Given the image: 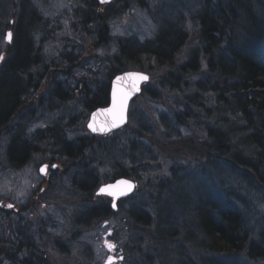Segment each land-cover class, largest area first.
<instances>
[{"label": "rangeland", "instance_id": "rangeland-1", "mask_svg": "<svg viewBox=\"0 0 264 264\" xmlns=\"http://www.w3.org/2000/svg\"><path fill=\"white\" fill-rule=\"evenodd\" d=\"M16 2L19 4L16 6L18 10L20 1ZM139 2L144 3L142 5ZM192 3L201 5L202 1L139 0L130 3L128 7H122L110 15V38L95 46L97 41H101V37L98 34L88 37L86 33L89 28H98V20H93L92 2L27 0L22 21L26 28L34 32L35 44V61L31 65L35 66V74L30 83H37L40 77L41 80H47L48 73L44 72L50 67L63 68L53 75L54 82H49L48 89L27 87L31 95H37L36 100L26 106L30 108L25 111L29 112V115L19 120L9 135L0 137V240L14 237L18 230L23 234L22 238L34 244L43 245L47 240L51 246L47 254L52 264H107L109 256L116 258L114 264H145L140 257L149 258L152 253L155 257L149 259L150 263L153 260V264H168L170 261L164 258L160 249L161 246H169V242H176L178 254L186 264H199V257L204 253L218 257L214 259L208 256L211 264L212 259L216 263L218 260H225L240 261L243 264H264V257L252 260L248 250L226 259L224 255L207 253L184 240V234L193 230L189 217L191 210L185 203L182 205L184 214L181 216L177 210H181L180 204L176 199L183 195L184 200H188L186 190L193 198L199 196V184L218 189L221 191V197L225 195L226 189L247 193V222L250 232L255 234L254 237L264 229V200L254 190L248 191V185L236 176H239L238 172L232 171L234 174H229V164L226 162L211 164L210 161L214 157L208 159L198 155L193 149L183 150L180 140L173 144L166 140L162 147L165 129L169 130V134L190 136L191 139L201 134L202 130L177 121L173 112L181 111L183 96L168 91L165 82L161 81L160 71L151 74L145 92L132 101L129 121L123 128L104 136L93 135L87 127L93 110L89 109V102L94 96H103L105 85L112 79L110 70L120 48L125 46L127 49L138 50L154 46L152 40L160 30V19L165 16L179 14L180 20L188 22L189 28L194 27L192 16L197 8L196 5L192 6ZM102 8L106 9L107 6ZM83 18H86L87 22L83 23ZM12 21H8L11 22L10 29L13 26ZM7 30L8 28L2 42L0 41L3 58L7 55L6 49L13 42L8 43L6 40ZM13 38L14 34L12 40ZM189 42L195 45L196 41L190 39ZM146 59L148 58L143 56L138 58V62L145 65V68L149 65ZM65 68L69 70L66 71ZM43 83L41 81L39 85ZM56 88L65 94L64 99L54 96L52 92H55ZM40 95L42 100H39ZM102 106L104 105L97 107ZM142 131L144 136L140 137ZM55 133L60 139L70 141L75 148L74 152L79 153L80 158L75 156L66 160L70 165L61 162V165L55 164V169L50 166V169L46 170L47 174L39 171L46 158H49L43 152L35 154L34 158L31 157L28 162L20 165L11 162L9 164L4 159L13 139L17 141L16 144L29 142L36 146H47ZM44 135L47 140L41 142ZM84 141L89 143L83 145ZM79 145L82 146L81 151L77 149ZM179 148L180 154L175 150ZM109 149L110 156L107 154ZM133 163L137 167L136 170L132 167ZM119 164L127 167L131 175L128 177L136 180L138 184L137 190L123 203H118L117 209L107 218L94 220L85 227L83 223L78 227L76 219L83 217L86 210L94 204L99 206L108 202L111 207V200L107 196H98L96 191L101 184L113 180L115 173H118L115 167ZM205 168L208 171H205ZM85 174L91 177L90 181ZM171 174L180 179L173 178L166 184L172 177ZM214 179H219L220 184L215 183ZM78 185L84 188L91 185L88 190L93 192L94 200L88 201V205L79 199L81 193L74 195ZM172 190L177 194L172 195L174 200L167 194ZM46 193L49 194L48 198H40ZM34 198L37 201L36 207ZM162 200L166 203L160 204ZM9 204L13 207H7ZM159 206L166 208L160 211ZM132 209L150 213L157 221L156 227L169 226L172 231L178 230L177 240L162 237L155 229L141 231L139 224L144 226L142 223H128ZM22 210L24 213L21 215ZM170 213L180 215L176 224L166 223ZM104 222L107 223L104 225ZM139 230L143 235L135 238L134 233ZM38 231L41 233L40 238L36 234ZM41 236L46 240L41 239ZM105 241L115 244V249L107 248ZM2 264L12 263L5 261Z\"/></svg>", "mask_w": 264, "mask_h": 264}, {"label": "trees", "instance_id": "trees-1", "mask_svg": "<svg viewBox=\"0 0 264 264\" xmlns=\"http://www.w3.org/2000/svg\"><path fill=\"white\" fill-rule=\"evenodd\" d=\"M16 1L0 0V41L2 42L6 29H10L9 19L13 20L11 29L14 34L13 42L5 52L7 55H4L0 63V137L9 135L15 124L29 115V112L25 111L30 108L26 106L32 100H36L37 95H31L27 87H37V90L38 87L48 89L49 82L53 81V75L63 68L47 66L50 68L44 73H48V79L41 80L42 77H40L37 83H30L35 74V66H31L35 61L33 58L34 32L26 28L22 21L27 0H19L18 10L16 6L19 4ZM87 1L92 2L93 20H98V28L95 30L89 28L86 33L88 37L94 34L101 37V41L96 43L94 39L96 46L110 38V15L139 0H133V2L114 0L113 3L104 5L107 6L106 9L102 8L104 6H101L98 0ZM201 1V5L191 4L196 5L197 8L192 16L194 27L190 26V29L187 26L188 22L180 20L179 14L163 17L160 19V30L152 40L154 46H146L138 50L127 49L123 46L115 58L110 75L112 78L118 72L129 68L146 70L150 74L160 71L161 81L165 82L168 91L171 90L183 96L181 111L173 112L177 121L196 126L202 130L201 134H203L191 139L190 136L169 134V130L164 128L165 139L161 142L162 147L166 140L171 144L180 140L181 149H193L198 155H203L208 159L214 157L210 161L211 164L226 162L229 164L230 171L228 172L226 165L227 172L229 174H234L232 171L238 172L239 176L235 175L242 183L248 185V191L254 190L264 200V0ZM139 3L143 5L144 2ZM36 19L39 18H34ZM82 20L83 23L87 22L86 18ZM190 39L196 41L195 45H191ZM3 54L0 47V55L3 56ZM140 56L148 58L146 59V63L149 64L147 68L138 62ZM41 81L44 83L39 85ZM110 83L111 79L105 85L101 98L98 96L91 98L89 109L106 105L109 102ZM148 86L149 84L142 93ZM52 93L55 97L65 98V94L58 88ZM150 94L154 95L153 92ZM40 97L41 95L39 100H42ZM161 125L164 126V124ZM142 136H144L143 131L140 137ZM51 138L47 146H36L29 142L16 144L17 141L13 139L8 155L4 156V159L9 164L11 162L14 165H20L28 162L31 157L34 158L35 154L43 152L49 157L46 158L45 163L61 165L62 162L70 165L66 160H71L75 156L80 158L79 153L74 152L75 148L70 141L60 139L56 133ZM41 139V142H45L47 136L44 135ZM87 143L89 142L84 141L83 145ZM81 148L82 146L79 145L78 151H81ZM175 150L180 154V148ZM175 150L174 153H176ZM108 153L110 156L111 149L107 151ZM132 167L134 170L137 168L135 164ZM115 168L118 173H115L114 178L131 176L126 166L119 164ZM205 171L208 169L205 168ZM84 176L89 181L91 180L88 174ZM171 176L166 184L173 178L180 179L174 174ZM214 180L215 183L220 184L221 182L219 179ZM89 187L84 188L78 185L75 188L74 195L81 193L79 199L86 205L89 204L88 201L94 200L93 192L88 190ZM197 187L198 197L193 198L191 193L188 195L185 189V194L189 196L188 200H184L183 195L176 199L180 204L181 210H177L181 216L184 214L182 205L185 203L191 210L189 217L193 230L184 234V240L207 253L224 255L226 259L244 250H248V255L252 260L262 259L264 257V229L259 232L258 237H254L255 234L250 232L245 204L248 194L236 190L231 192L226 189L225 195L221 197V191L214 187L203 184ZM172 191L167 194H170L174 200L177 194ZM48 197L47 193L40 196V198ZM126 199L121 202L123 203ZM33 200L34 207H36L37 201L35 198ZM164 202L159 201L160 204H165ZM94 205L86 210L83 217L76 219L75 223L79 224L78 227H81L83 223L85 227L94 220H103L113 212L108 202H103L99 206ZM159 207L160 211L166 208L165 206ZM20 213L22 215L24 210ZM179 217L180 215L176 213H170L166 223L176 224ZM129 222L135 225L142 223L144 226L139 224L141 231L155 229L160 236L170 237L169 240L175 241L179 236V231H172L169 226L156 227L155 217H151L150 213L142 212L141 209H132ZM140 230L134 233L135 238L143 235ZM36 234L40 238V231ZM21 235L23 234L18 230L14 237L0 240V264L5 261L12 264H52L47 254L51 246L44 236H41V239L46 240L43 245L40 243L37 245L22 238ZM169 244L165 248L161 246L160 249L164 258L170 261L168 264H186L178 254L176 242H169ZM153 254H150L149 258L146 256L140 258L145 264H153V260L152 263L149 262V259L155 257ZM208 256L210 255L205 253L201 255L198 263L211 264L208 259L218 258ZM217 262L212 259V264H243L240 261L218 260Z\"/></svg>", "mask_w": 264, "mask_h": 264}, {"label": "snow or ice", "instance_id": "snow-or-ice-1", "mask_svg": "<svg viewBox=\"0 0 264 264\" xmlns=\"http://www.w3.org/2000/svg\"><path fill=\"white\" fill-rule=\"evenodd\" d=\"M106 2V0H101V3ZM12 38V33L9 32L7 33V39L9 41H11ZM3 59V56L0 55V60ZM126 77H130L132 78V87L127 90V91H118L117 89L114 88L113 90V105L112 108L106 110L108 112H110L113 115V123L111 125V127H115L117 126L118 123H122L124 120V112L125 109L127 107V102L129 97L131 96L132 92H136L139 91V82L140 81H146L148 80V77L140 74V73H127L125 74ZM125 79V77H117V80H123ZM94 119H95V114H94ZM89 127L95 132V131H107L110 130L108 128H104V127H100L97 128L94 123H90ZM51 167L55 168L57 167V165H51ZM48 168V165H44L42 166L39 171L41 173H46V170ZM120 185H124L125 187L123 189H120L119 186ZM135 187V185H133L130 181H118L116 185H106L104 187H101L99 189L100 193H107V195L112 196V197H117V196H121V195H125L127 192L132 191V189ZM41 191H44L43 189H41ZM112 206L115 208L116 204L115 201H113ZM7 207L11 208L13 207V205L9 204L7 205ZM105 245L107 248H109L110 250H114L115 249V244L109 242V241H105ZM115 257L109 256L108 260H107V264H114L115 261ZM122 259V257L120 258Z\"/></svg>", "mask_w": 264, "mask_h": 264}, {"label": "water", "instance_id": "water-1", "mask_svg": "<svg viewBox=\"0 0 264 264\" xmlns=\"http://www.w3.org/2000/svg\"><path fill=\"white\" fill-rule=\"evenodd\" d=\"M111 1H113V0H106V2L101 3V0H98V2L101 4V6L103 4L109 3ZM9 32H11V31H8L7 33H9ZM6 39H7V37H6ZM7 41L9 42L8 39H7ZM127 73H140V74H143V75L147 76L148 77V80H146V81H140L139 82V91L132 92L131 96L129 97L128 102H127V107H126L125 112H124V120H123V122L122 123H118L117 126H115V127H111V125L113 123V115L110 112L106 111V110L112 108V105H113V90H114V88L117 89L118 91H121V90L127 91V90H129L132 87V83H133L132 78L126 77L125 74H127ZM117 77H125V79L118 81L117 80ZM149 80H150V75L147 72L141 71V70H127V71H123L121 73H118L112 79V82H111L110 102H109L108 106L100 107V108L96 109L95 111H93V113L91 114V119H90V121L88 123V128L94 134H108V133H110L112 131H115V130L120 129L121 127L125 126L128 123V120H129V108H130V104H131L132 100L137 95H139L142 92L143 86ZM94 114H95V119H94ZM90 123H94V125L97 128L104 127V128H108L110 130H107V131H95L94 132L89 127V124ZM118 181H130L133 185H135V187L132 189V191L127 192L125 195H121V196H117V197L110 196V197L113 198V201H115V204H116V207L115 208L113 207L114 209H117V201L119 199H123L125 197H128L130 194H132L135 191V188H136V182H134L132 179L125 178V177L124 178L115 179L114 181H111L109 183H106V184L101 185V187H104L106 185H116ZM124 187H125L124 185H120L119 186L120 189H123ZM98 194H106L107 195V193H100L99 190H98Z\"/></svg>", "mask_w": 264, "mask_h": 264}, {"label": "bare ground", "instance_id": "bare-ground-1", "mask_svg": "<svg viewBox=\"0 0 264 264\" xmlns=\"http://www.w3.org/2000/svg\"><path fill=\"white\" fill-rule=\"evenodd\" d=\"M12 30V29H11ZM98 108H100V107H95V108H93V110L95 111L96 109H98ZM93 113V111H91V114ZM91 114H90V118H89V121H90V119H91ZM89 121H88V123H89ZM88 123H87V127H88ZM89 129V128H88ZM90 130V129H89ZM90 132L93 134V135H100V134H94L91 130H90Z\"/></svg>", "mask_w": 264, "mask_h": 264}, {"label": "flooded vegetation", "instance_id": "flooded-vegetation-1", "mask_svg": "<svg viewBox=\"0 0 264 264\" xmlns=\"http://www.w3.org/2000/svg\"><path fill=\"white\" fill-rule=\"evenodd\" d=\"M45 162H46V161H44L43 163H45ZM48 164H49V167H48V168L50 169V166H51V165H50V163H49V162H48ZM54 169H55V168H54Z\"/></svg>", "mask_w": 264, "mask_h": 264}]
</instances>
